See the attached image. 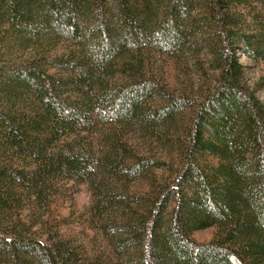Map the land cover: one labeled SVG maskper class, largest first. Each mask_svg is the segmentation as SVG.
I'll return each mask as SVG.
<instances>
[{"label":"trees","instance_id":"1","mask_svg":"<svg viewBox=\"0 0 264 264\" xmlns=\"http://www.w3.org/2000/svg\"><path fill=\"white\" fill-rule=\"evenodd\" d=\"M239 53L264 62V0H0V264H264Z\"/></svg>","mask_w":264,"mask_h":264},{"label":"rangeland","instance_id":"2","mask_svg":"<svg viewBox=\"0 0 264 264\" xmlns=\"http://www.w3.org/2000/svg\"><path fill=\"white\" fill-rule=\"evenodd\" d=\"M239 56H240V62L246 67L249 82L252 85L256 84L258 80L262 76H264V62H260V63L253 62L252 60L247 58L242 53H239ZM259 97L264 103V90L263 89L259 90ZM75 190H76L75 194H71L69 196V199H67V201L63 203L65 207L63 209L64 214H68L69 209L70 211H73L78 215H83L87 213V210L91 204V194L89 190L85 186L80 187V188H75ZM40 214H38L37 220L40 218ZM77 233L80 234V239L82 241H84L85 243L88 241L87 240L88 236L84 230L81 232H77ZM212 237H213V230L197 232L194 235V238L198 242H208L209 240H211Z\"/></svg>","mask_w":264,"mask_h":264}]
</instances>
